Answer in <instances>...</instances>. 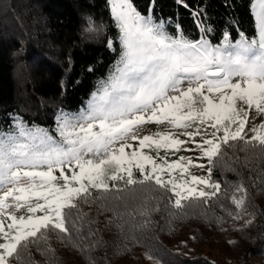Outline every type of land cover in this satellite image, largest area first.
<instances>
[{
  "label": "trees",
  "instance_id": "trees-1",
  "mask_svg": "<svg viewBox=\"0 0 264 264\" xmlns=\"http://www.w3.org/2000/svg\"><path fill=\"white\" fill-rule=\"evenodd\" d=\"M132 3L143 15L151 8L153 21L172 37L213 46L225 33L232 43L241 33L255 38L254 0ZM121 51L109 0H0V133L17 134L22 121L59 138L58 114L86 111ZM203 164V172H190L206 177L211 167L212 181L221 185L215 197L176 208L174 196L154 184L121 182L122 191L103 198L92 190L70 210L67 235L47 231L10 264H264V150L235 142ZM241 185L245 193L236 191ZM233 196L245 197L242 209Z\"/></svg>",
  "mask_w": 264,
  "mask_h": 264
},
{
  "label": "snow or ice",
  "instance_id": "snow-or-ice-1",
  "mask_svg": "<svg viewBox=\"0 0 264 264\" xmlns=\"http://www.w3.org/2000/svg\"><path fill=\"white\" fill-rule=\"evenodd\" d=\"M109 2L122 51L87 110L58 118L59 140L22 121L16 122L17 134L0 133V264L19 259L20 248L46 239L49 230L67 235L70 210L77 201L86 203L92 190L103 198L122 191L121 182L154 184L175 197L176 208L215 197L221 185L212 181L211 167L200 177L190 168L204 165L191 157L168 159L186 144L194 148L183 151L199 150L209 165L235 142L264 150V123L251 129V138L245 132L250 110L264 114V0L252 8L255 38L241 33L232 43L225 33L218 46L169 36L163 22L153 21L151 8L143 15L132 0ZM146 124L165 130L140 136ZM236 191L246 190L241 185ZM232 202L242 209L245 197L233 196Z\"/></svg>",
  "mask_w": 264,
  "mask_h": 264
},
{
  "label": "rangeland",
  "instance_id": "rangeland-1",
  "mask_svg": "<svg viewBox=\"0 0 264 264\" xmlns=\"http://www.w3.org/2000/svg\"><path fill=\"white\" fill-rule=\"evenodd\" d=\"M254 3H255V0H254ZM61 115L62 114H58L57 120H58V118ZM262 123H264V114L257 113L255 111V109L250 110L249 111L248 120H247V124H246V127H245V132L247 133L248 138H251V136L253 135L251 129L254 128V127H258ZM164 130H165V126H157L155 124H146V125H144L140 129V131H139L138 134L140 136H143V135H151V134H153V133H155L157 131H164ZM181 138L182 139H187L186 137H181ZM55 139L59 140V138H55ZM196 141H197V143H199L200 142V137H196ZM130 142L133 143L134 145L137 143V142H134V141H130ZM183 148H194V145L191 144V143L184 145L182 147L181 151L176 152L174 155L169 154L168 159L170 161H175L176 159H178L179 156H184L185 155L187 157H191L193 159V161H194L195 164H203V162L205 161V159H207V158H202L201 157V154H200L199 150H196V151H183ZM145 151H148V150L145 149ZM150 154H152L153 156H155L154 155V152H152ZM163 155H164V153H162V156ZM191 169H192V171L194 173L197 172V168L196 167H191ZM199 169H200V172H203L204 167L203 168H199ZM55 174L58 176L59 175V172H57ZM24 183H27V181H24ZM200 187H203V186H200ZM205 191L211 192V189L208 188V189H205ZM0 194H2V193H0ZM174 200H175V197H174ZM21 214H23V210H21L20 212H17L16 213V215H21Z\"/></svg>",
  "mask_w": 264,
  "mask_h": 264
},
{
  "label": "built area",
  "instance_id": "built-area-1",
  "mask_svg": "<svg viewBox=\"0 0 264 264\" xmlns=\"http://www.w3.org/2000/svg\"><path fill=\"white\" fill-rule=\"evenodd\" d=\"M57 126V125H56Z\"/></svg>",
  "mask_w": 264,
  "mask_h": 264
}]
</instances>
